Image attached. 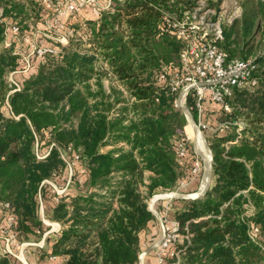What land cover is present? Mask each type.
<instances>
[{"label": "trees", "instance_id": "trees-1", "mask_svg": "<svg viewBox=\"0 0 264 264\" xmlns=\"http://www.w3.org/2000/svg\"><path fill=\"white\" fill-rule=\"evenodd\" d=\"M196 1L112 0L97 17L86 8L61 18L63 44L41 0H0V236L8 216L18 241L42 231V208L59 224L47 255L59 264H138L158 229L149 199L188 180L196 157L190 144L177 155L187 119L158 80L180 66L182 43L165 19ZM221 1L207 3L217 9ZM237 1L241 14L222 23L218 45L253 60L257 85L233 88L228 111L207 98L212 125L240 122L239 132L231 125L208 137L212 185L204 195L172 199L180 238L165 264H264V0ZM12 25L56 51L25 60L6 32ZM76 155L72 177L81 173V183L54 201L47 181L65 176ZM0 264L16 263L0 248Z\"/></svg>", "mask_w": 264, "mask_h": 264}, {"label": "built area", "instance_id": "built-area-1", "mask_svg": "<svg viewBox=\"0 0 264 264\" xmlns=\"http://www.w3.org/2000/svg\"><path fill=\"white\" fill-rule=\"evenodd\" d=\"M118 1L122 2L124 0ZM223 1L228 2L234 9L227 19V23H231L240 16L241 8L237 0H222L221 2ZM41 4L49 13L48 21L57 28H62V17L74 16L86 8L91 12L92 16L97 17L102 10L111 7L112 0H41ZM221 6L220 4L219 12L223 11ZM163 27L165 31L172 33L182 43L179 53V69L172 71L171 74L162 72L158 77L160 82H165L171 91L177 94L175 98L176 106L182 111V107H184L190 113L193 109L197 111V119L194 122L201 135L203 132L222 133L228 130L231 125H237L236 132L238 133L240 122L221 121L216 125H211L206 117L204 104L209 98V101L228 111L227 98L231 96L233 88H246L249 90L255 88L257 80L252 76V71L255 68L253 60L241 61L237 58H231L219 47L218 44L223 40L222 21L220 16L216 14V8L210 7L207 0H197L196 5L192 9L184 10L179 17H167ZM7 30H11L13 37H15L17 42H20L21 45L17 46V50L23 54L25 60L31 55L40 58L56 51L52 46L39 45L32 42V33L30 31L20 33L15 25L6 28V32ZM64 39L65 37L63 36L62 38H57L63 44L66 43ZM27 43L30 44L27 46ZM6 44H9V42L6 41ZM21 48L23 51H21ZM25 53L27 54L25 55ZM190 96H192L193 104L187 105ZM183 113L185 114L184 111ZM187 122L188 124L191 123L189 119H187ZM189 138L190 136L184 132V137L177 141L176 152L180 159L187 154ZM45 156L40 157L43 158ZM77 159L78 156L76 155L68 164L69 178L72 176V169ZM201 171L202 163L199 158L195 157L190 169L189 179H181L178 182L177 189L179 190L193 180L198 179ZM47 182L53 187L56 194L55 201H58L60 197H65L68 200L63 189L59 190L53 182ZM78 182L81 183V179ZM170 193L172 192L169 191L168 194ZM160 201L164 203L161 211L163 235L156 249V257L160 264H165L167 253L171 257L177 256V252L169 248L172 244L178 242L180 226L176 219L169 216L172 208V198L162 195L153 196L148 201L150 210L156 215L155 206ZM42 221L46 225L51 226L54 232L59 230L58 223L44 219ZM6 223L4 250L2 249L1 252L13 256L11 247L13 248L17 244L15 235L10 230L13 217L8 216ZM1 237L0 242L2 240Z\"/></svg>", "mask_w": 264, "mask_h": 264}, {"label": "rangeland", "instance_id": "rangeland-1", "mask_svg": "<svg viewBox=\"0 0 264 264\" xmlns=\"http://www.w3.org/2000/svg\"><path fill=\"white\" fill-rule=\"evenodd\" d=\"M221 8L223 9V11L219 12V8L216 9V14H218L221 18V21L222 23H227V19H228V16L231 14V12H233V7L228 3V2H221ZM58 29V32L55 34V35H52V38L54 39H57V38H62L63 33L62 31L60 32V30H62V28H57ZM41 31V30H40ZM66 40V38L64 39ZM47 41V40H45ZM264 53V50L263 52ZM27 53H25L26 55ZM8 79L10 81H16V78H15V73L13 74H10L8 76ZM105 83H107L105 81ZM206 117L208 118V121L209 123L212 125L215 121V115L213 116V114L211 113H207L206 114ZM188 124V122H187ZM186 124V125H187ZM188 128V133L189 134H192L191 131H190V126L188 124L187 126ZM190 128V129H189ZM199 134V133H198ZM215 133H210V132H203L202 133V141H203V144H204V149L203 150H200L198 151L197 150V141H196V135H193L189 138V144L191 146V148L193 149L194 151V154L197 158H199V160L201 161L202 163V171H201V175L198 179H195L193 180L192 182L189 183V185L187 187H182L181 188V192L184 193V194H193L195 193L198 188L202 187L203 183L206 182V184L208 185V187L211 185V177L209 178V180H207L205 178V174H206V167L204 165V161L207 159V156H208V152H207V146H208V142H207V139L208 137H212ZM198 151V152H197ZM203 152V153H202ZM74 167V166H73ZM69 174H68V169L65 173V176H61L60 179H57L55 182H53L55 184V186L59 189V190H64V192L66 193V190L72 185V181H77L81 178V173H79L78 175H76L74 178L72 177V180L71 178L68 177ZM73 188V186H72ZM46 194L47 195H52L51 198L54 197L55 192H53L52 190H49V189H46ZM46 197L48 196H44L45 198V203H46ZM54 200V198H53ZM55 201V200H54ZM156 207H158V204H156ZM46 211V210H45ZM46 212H44L43 210H41V217L42 219L44 220H49L46 215H45ZM50 221V220H49ZM51 222V221H50ZM43 229L42 231L41 230H36L35 233H32V234H29L26 238H21L19 237V241L16 239V245L12 248L11 247V250L13 252V259L15 261L16 264H54L53 262H46L47 261V258L49 256L48 253H47V249H48V245L51 243V241L53 240L52 238H50V240L48 241V236L49 235H52V234H56V232L53 231V229L51 228V226H47L45 223H43ZM52 230V231H51ZM6 236L3 234L2 237H1V242H0V248L1 250L4 248V240H5ZM47 238V239H46ZM4 250V249H3Z\"/></svg>", "mask_w": 264, "mask_h": 264}, {"label": "crops", "instance_id": "crops-1", "mask_svg": "<svg viewBox=\"0 0 264 264\" xmlns=\"http://www.w3.org/2000/svg\"><path fill=\"white\" fill-rule=\"evenodd\" d=\"M190 124L193 125V126H191V129L189 128L192 134L188 133L187 127H184V132L191 137L193 135H197L199 132H198L197 127L194 124H192V123H190ZM188 185L189 184H187L184 187H187ZM211 185H212V177H211ZM199 191H200V187L198 188V190L196 192H199ZM171 192L172 193L168 194L169 192L159 191L156 194H154L153 196L162 195V196L170 197V198L174 199V198H181V196H183V195H188V194L182 193L181 189L178 190L177 186ZM157 204H158V207L155 206V211H156V219H157V224H158L157 228L158 229L153 232L154 234H149L146 236V239L143 243L142 252L140 253V256H139L138 264H160L157 257H156V249L159 246L160 241H161V237L163 235V224H162L161 211L163 210V204L164 203L162 201H160ZM170 213H172V208L170 209L169 214ZM55 235L56 234L49 235L47 237L48 241L50 240V238L54 239ZM52 243H53V240L48 245L47 253L50 252ZM62 260H63V258H61V257H48L46 262L50 261V262H53L54 264H59L62 262Z\"/></svg>", "mask_w": 264, "mask_h": 264}, {"label": "water", "instance_id": "water-1", "mask_svg": "<svg viewBox=\"0 0 264 264\" xmlns=\"http://www.w3.org/2000/svg\"><path fill=\"white\" fill-rule=\"evenodd\" d=\"M182 109L185 112V115H186L187 119H189L190 122L196 126V124L194 122V119H193L191 113L188 110H186L184 107H182ZM200 136L203 138V136L201 134H200ZM207 152H208V156H207V159L204 161V165L206 167L205 178L207 180H209V178L211 176V168H212V154H211V151L208 148V146H207ZM206 182H205V186L204 187H201V189H200L199 192H196V193H193V194H188V195H183V196H181V198H196V197H200V196L204 195V193L208 189V185L206 184Z\"/></svg>", "mask_w": 264, "mask_h": 264}, {"label": "bare ground", "instance_id": "bare-ground-1", "mask_svg": "<svg viewBox=\"0 0 264 264\" xmlns=\"http://www.w3.org/2000/svg\"><path fill=\"white\" fill-rule=\"evenodd\" d=\"M189 126H190V128H191V126H193V125H191V124H189ZM196 132V131H195ZM198 133V132H197ZM196 141H197V150L198 151H200V150H203L204 149V144H203V141H202V137L200 136V134H197L196 135ZM197 151V152H198ZM203 153V152H202ZM205 186V182L203 183V185H202V187H204Z\"/></svg>", "mask_w": 264, "mask_h": 264}]
</instances>
